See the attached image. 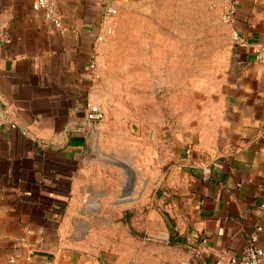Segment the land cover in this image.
<instances>
[{
    "label": "crops",
    "instance_id": "0c3cea01",
    "mask_svg": "<svg viewBox=\"0 0 264 264\" xmlns=\"http://www.w3.org/2000/svg\"><path fill=\"white\" fill-rule=\"evenodd\" d=\"M56 1L62 31L0 0V264H209L254 231L264 247V0H228L225 66L196 116L163 121L99 97L124 0Z\"/></svg>",
    "mask_w": 264,
    "mask_h": 264
},
{
    "label": "rangeland",
    "instance_id": "374dc122",
    "mask_svg": "<svg viewBox=\"0 0 264 264\" xmlns=\"http://www.w3.org/2000/svg\"><path fill=\"white\" fill-rule=\"evenodd\" d=\"M228 0H124L103 56L99 97L114 115L196 116L226 62Z\"/></svg>",
    "mask_w": 264,
    "mask_h": 264
},
{
    "label": "built area",
    "instance_id": "2783aa9c",
    "mask_svg": "<svg viewBox=\"0 0 264 264\" xmlns=\"http://www.w3.org/2000/svg\"><path fill=\"white\" fill-rule=\"evenodd\" d=\"M108 3L112 0H107ZM33 7L44 12L45 19L54 26L58 31L63 30L62 16L59 13L56 0H33ZM109 15L113 16L117 10L112 4L107 9ZM234 5H229L224 13L225 21H231L234 18ZM108 34L112 33V29H108ZM105 37L100 35L98 40H104ZM257 60L264 63V46L256 50ZM95 68L94 64H91ZM103 111L98 105H91L87 114L90 122L98 121L103 118ZM264 256V247L258 242L257 232H251L247 238L243 253L240 256L228 255L218 258L209 264H261Z\"/></svg>",
    "mask_w": 264,
    "mask_h": 264
},
{
    "label": "water",
    "instance_id": "95a60500",
    "mask_svg": "<svg viewBox=\"0 0 264 264\" xmlns=\"http://www.w3.org/2000/svg\"><path fill=\"white\" fill-rule=\"evenodd\" d=\"M134 176L132 175V173L128 172V181L132 182L133 181Z\"/></svg>",
    "mask_w": 264,
    "mask_h": 264
}]
</instances>
